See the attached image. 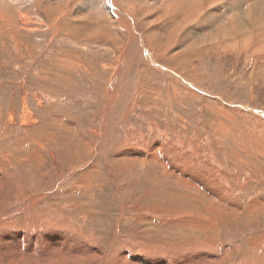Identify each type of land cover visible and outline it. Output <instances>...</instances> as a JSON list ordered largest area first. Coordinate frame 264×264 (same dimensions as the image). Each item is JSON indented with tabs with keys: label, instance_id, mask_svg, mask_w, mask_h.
I'll return each mask as SVG.
<instances>
[{
	"label": "rangeland",
	"instance_id": "rangeland-1",
	"mask_svg": "<svg viewBox=\"0 0 264 264\" xmlns=\"http://www.w3.org/2000/svg\"><path fill=\"white\" fill-rule=\"evenodd\" d=\"M253 1L0 0V264H264Z\"/></svg>",
	"mask_w": 264,
	"mask_h": 264
},
{
	"label": "bare ground",
	"instance_id": "bare-ground-1",
	"mask_svg": "<svg viewBox=\"0 0 264 264\" xmlns=\"http://www.w3.org/2000/svg\"><path fill=\"white\" fill-rule=\"evenodd\" d=\"M254 2V8H253V10H257L258 11V13H260L261 12V17L260 18H257V22L258 23H260V26L263 28L264 27V0H254L253 1ZM187 5V4H186ZM255 6L256 7H258L259 9H257V8H255ZM188 7V6H187ZM253 7V6H252ZM231 10H232V12L233 13H237L236 12V10L235 9H232L231 8ZM227 12V11H226ZM232 13V14H233ZM230 15V14H229ZM244 17V16H243ZM251 18V17H250ZM244 19V18H243ZM260 19V20H259ZM223 22L224 21H226L225 22V24L224 23H222V24H220V27L222 28V29H225L224 31H226V32H223V33H225V34H229L230 32H229V30H226V28H230V27H233L231 24H230V20L229 19H227V20H222ZM240 25H243V23H239ZM219 27V28H220ZM211 31H213V30H211ZM219 31V30H218ZM215 33V32H214ZM218 34V33H217ZM221 34V33H220ZM27 113V112H26ZM224 181V180H223ZM2 242V241H1ZM55 243V242H54ZM206 244V243H205ZM208 244V243H207ZM10 246V245H9ZM36 246V245H35ZM93 246H95V245H93ZM208 246V245H207ZM50 247V246H49ZM52 247V246H51ZM55 247V246H54ZM205 247H206V245H205ZM94 248V247H93ZM44 249H46V248H44ZM59 249V248H58ZM209 249V248H208ZM54 250H57V249H54ZM60 250V249H59ZM58 250V251H59ZM81 250V249H80ZM87 250H90V248L88 247L87 248ZM94 250H95V248H94ZM210 250V249H209ZM8 251H9V249H8ZM97 251V250H96ZM7 252V251H6ZM57 252V251H56ZM98 252V251H97ZM84 253V252H83ZM57 254V253H56ZM68 254V253H67ZM209 254H210V251H209ZM58 255V254H57ZM89 255H91V254H89ZM96 255H97V253H96ZM95 255V256H96ZM101 255V254H100ZM99 255V256H100ZM52 257V256H51ZM55 257H57L56 255H55ZM90 257V256H89ZM88 257V258H89ZM126 256H124V258H125ZM53 258V257H52ZM60 258V257H59ZM82 258V257H81ZM97 258V257H96ZM50 259V258H49ZM126 259V258H125ZM128 259V258H127ZM48 260V259H47ZM56 260H58V257L57 258H54L53 260H52V262H56ZM96 259H93L92 261H95ZM204 260V259H203ZM208 260V259H207ZM212 260V259H211ZM51 261V259L50 260H48L47 262H50ZM87 262H90L89 264H91L92 262L90 261V259H88V260H86ZM130 261V260H129ZM62 262V261H61ZM82 263V262H81ZM122 263V262H121ZM212 263V262H211ZM38 264H43L42 262L41 263H39L38 262ZM53 264V263H52ZM80 264V263H79ZM88 264V263H87ZM131 264V263H130ZM137 264V263H136ZM194 264V263H193ZM207 264V263H206Z\"/></svg>",
	"mask_w": 264,
	"mask_h": 264
}]
</instances>
